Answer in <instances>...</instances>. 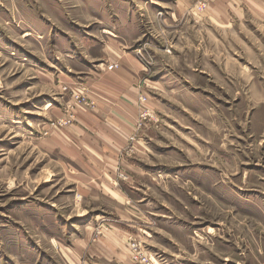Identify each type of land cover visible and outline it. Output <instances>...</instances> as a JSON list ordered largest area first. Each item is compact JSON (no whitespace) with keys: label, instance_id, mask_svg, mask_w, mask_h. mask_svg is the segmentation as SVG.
I'll return each instance as SVG.
<instances>
[{"label":"rangeland","instance_id":"1","mask_svg":"<svg viewBox=\"0 0 264 264\" xmlns=\"http://www.w3.org/2000/svg\"><path fill=\"white\" fill-rule=\"evenodd\" d=\"M204 0H0V264H264V19Z\"/></svg>","mask_w":264,"mask_h":264},{"label":"crops","instance_id":"2","mask_svg":"<svg viewBox=\"0 0 264 264\" xmlns=\"http://www.w3.org/2000/svg\"><path fill=\"white\" fill-rule=\"evenodd\" d=\"M209 12L215 17L232 14L238 19L262 20L264 0H222L212 3Z\"/></svg>","mask_w":264,"mask_h":264},{"label":"built area","instance_id":"3","mask_svg":"<svg viewBox=\"0 0 264 264\" xmlns=\"http://www.w3.org/2000/svg\"><path fill=\"white\" fill-rule=\"evenodd\" d=\"M204 1H205V4H206V8H207V7H208V6H207V5H208V4H207V2H208L209 0H204Z\"/></svg>","mask_w":264,"mask_h":264}]
</instances>
